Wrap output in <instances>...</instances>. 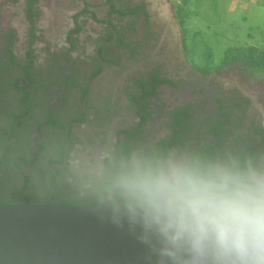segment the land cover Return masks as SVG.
<instances>
[{"label": "rangeland", "instance_id": "rangeland-1", "mask_svg": "<svg viewBox=\"0 0 264 264\" xmlns=\"http://www.w3.org/2000/svg\"><path fill=\"white\" fill-rule=\"evenodd\" d=\"M86 1L90 5L104 3ZM141 1L152 14V46L148 47L151 59L144 66L128 56L120 65L107 64L105 79L96 82L92 100L95 124L83 128L74 140L71 165L59 194L61 200L90 199L91 186L99 182L97 173L103 164L99 154L106 139L119 147V138L127 139L132 133L130 147H158L171 132L174 114L185 106L200 104L204 98L197 91L200 87L206 88L207 100L215 93L239 90L253 100L264 121V70L254 69L241 58L223 63L230 48L254 44L264 48V39L253 33L260 27L253 25L257 15L254 0H125L126 5ZM83 6L76 0H0V159L9 147L6 134L23 117L14 137L17 149L3 164L0 188L5 196L17 192L40 200L50 197L54 177L48 169L63 155L65 135L62 124H55L51 114L67 123L82 113V88H65L63 82L69 77L88 82L91 66L95 65L96 44L109 36L107 28L90 17L78 35L77 49L68 60L63 56L70 46L67 33L75 24L73 9ZM94 9L100 19L108 18L111 11L106 6ZM129 23L128 17L115 19L116 25ZM146 33L136 23L125 37L137 42ZM120 53L115 46L106 51L110 58ZM157 65L175 85L163 84L150 96L143 122L139 106L132 100L139 88L135 81ZM26 68L32 78L30 88H26ZM207 111L194 113L192 121L197 130L204 129L201 121ZM207 138L206 131L200 134L202 142Z\"/></svg>", "mask_w": 264, "mask_h": 264}, {"label": "clouds", "instance_id": "clouds-1", "mask_svg": "<svg viewBox=\"0 0 264 264\" xmlns=\"http://www.w3.org/2000/svg\"><path fill=\"white\" fill-rule=\"evenodd\" d=\"M104 143L90 211L145 264H264V155Z\"/></svg>", "mask_w": 264, "mask_h": 264}, {"label": "trees", "instance_id": "trees-1", "mask_svg": "<svg viewBox=\"0 0 264 264\" xmlns=\"http://www.w3.org/2000/svg\"><path fill=\"white\" fill-rule=\"evenodd\" d=\"M83 3L82 8H74L73 9V19H74V27L70 28L67 33V42L70 44L69 51L64 53L63 56L68 60L69 54L77 49L79 46V37L80 32L84 31L88 19L94 17L95 20L104 25L109 32V36L103 38L102 40H98L95 48L94 55V63L95 65L92 67V72L89 73L88 82H80L77 78H67L64 80L65 88L71 86H77L82 88V96L86 97L90 90L91 81L101 72L103 68V64L99 58L98 53L103 58L106 63H114L116 65L122 64L123 57L135 56L137 53L138 43H129L127 42L123 36L118 32L117 27L115 26V30L119 33V38L114 39V32L111 29L110 25H112V19L110 21V25L106 19H100L97 16L96 10L93 6H91L86 0H76ZM141 7L136 8L134 15H139ZM113 11L118 12L114 9V5L111 6V14ZM121 13H127L128 10L120 9ZM110 16V15H109ZM113 26V25H112ZM114 27V26H113ZM128 46L126 50L122 51L120 54L115 57H108L106 51L115 46L118 49L122 48V46ZM245 59L246 62L256 70H264V48H261L258 44L248 45L246 47L239 48H230L226 51L225 57L223 59V63H230L236 59ZM25 72H30L28 68H26ZM28 73L27 87L30 88L32 85V78ZM147 75V76H146ZM172 84L175 85L174 81L169 77L163 75L160 66H157L153 70L147 72L145 75L143 74L141 79L135 81V85L139 88L135 90L132 94L133 102L137 103L139 106V114L142 117V121L146 120V115L144 114L147 105L150 103V96L154 93L156 94L159 86L163 84ZM30 96V94H29ZM235 107L239 109L238 114H234ZM204 110H207V113L204 114V118L202 119L203 128L196 129L195 122L192 121V117L194 114L193 106H185L183 109L179 110L174 114V118L171 123V132L169 136L160 140L158 147H182L188 150H197L202 151L206 154H217V153H225L232 152L236 154H249V155H264V121L263 116L259 114L258 108L256 107L253 100L242 94L237 89H232L227 94H223L220 92L217 97L214 99L206 100L204 105L201 106ZM53 122L55 124H62L63 128L66 130V124L61 120H57V115L52 113ZM51 119V121H52ZM142 122V123H143ZM206 131L209 135L205 141L200 140V134ZM134 135L129 133L128 138H120L119 139V147L129 148L130 143L129 140L133 139ZM62 149L65 152L66 148V137L62 140ZM64 152L63 155L60 156L56 162L64 161ZM54 162V161H53ZM52 162V163H53ZM51 163V165H52ZM20 167L23 168L22 163H19ZM22 165V166H21ZM51 172L49 167L48 169ZM54 179L51 184L50 193L55 185L56 179L55 175H53ZM22 202H47L49 199L40 200L34 199L29 195L23 196ZM87 197L82 198H71V199H60L58 197V202L63 203H76V204H89L87 202ZM3 202H11V201H3ZM19 202V201H16ZM90 205V204H89Z\"/></svg>", "mask_w": 264, "mask_h": 264}, {"label": "water", "instance_id": "water-1", "mask_svg": "<svg viewBox=\"0 0 264 264\" xmlns=\"http://www.w3.org/2000/svg\"><path fill=\"white\" fill-rule=\"evenodd\" d=\"M98 55L104 71L107 63ZM95 87L94 81L91 92ZM66 142L68 152L70 129ZM66 162L53 164V171ZM145 253L126 230L102 223L89 204L63 203L53 197L47 202L0 201V264H145Z\"/></svg>", "mask_w": 264, "mask_h": 264}, {"label": "flooded vegetation", "instance_id": "flooded-vegetation-1", "mask_svg": "<svg viewBox=\"0 0 264 264\" xmlns=\"http://www.w3.org/2000/svg\"><path fill=\"white\" fill-rule=\"evenodd\" d=\"M113 5H114V9L117 10L118 12L113 11L111 14H109L110 16H108V18H107V22L109 23V25H110V21L112 19V25L114 27L112 25H110L111 29H112V27L115 29V26H116L117 29H118V32L129 43H137V42H139L138 46H137L138 47L137 48V53L135 54V56L131 57L130 54L128 53V57L131 60H134L136 58L137 61H139L140 64H142L143 66L148 64V62L151 59L150 54L148 52V47L151 48V46H152L149 32L151 31V29L153 27L152 14H151L150 10L148 9V7L145 4V2H142V1L126 5L125 0L124 1L123 0H104V3H102L101 5H91V6H93L94 8L105 7V6L108 7V8H111V6H113ZM128 5H129V7H127ZM138 7H141L140 11L138 12L139 15H134V12H136V11H133V10H136V8H138ZM120 9L128 10L129 12L124 14V12L121 13V11H119ZM126 17L130 18V23L128 25H118V24L116 25L115 24V19L116 18H119V20L121 21V20L125 19ZM136 23L141 24L145 28V30H147V33L144 35L143 39L141 41H137V42L135 40L128 39L127 37H125V33L129 32V30H131L133 28V25L136 24ZM118 32H117V35H118L117 38H115V35H114V39L112 40L113 42H115L116 39L119 38V33ZM127 47L128 46H126V45L122 46L121 52H122V50L123 51L126 50ZM128 57H126V58H128ZM123 62H125V61L123 60L122 63ZM157 66H159V65H157ZM160 69L162 70V72L164 71L163 68H160ZM105 71H106V69L103 71V68H102V70L100 72V73H102L100 79L96 80V77L100 74L99 73L92 80V82H94V81L95 82H100V81L102 82V80L105 79L103 77ZM166 77H169L170 79H173L170 76H166ZM92 82L90 83V90H89L88 94L86 95V97L83 100L82 113L80 115L74 117L73 119L67 121V123H65L66 124L65 137L67 138V131H68V129H70L71 143H70V146H69L68 152H67V142H66V148H65V152H64L65 156H64V161H62V162H66V157L67 156H68V161L66 162V164L64 166L55 165V169L57 170V173L53 171V164L59 163V162L58 161L57 162L54 161L52 163V165H50V169H51L52 175H55L56 182H55V185H54V187L52 189V192L50 193L49 200H51V198L53 197L57 201V199L59 197V194H60V191H61V189L63 187V184H64V182L67 179L66 174H67V172H68V170L70 168V165H71L72 147H73V143H74L75 138L77 136L79 137V134H81L80 132H81V130L83 128L95 124L96 118L94 117L95 116V112H94V109H93V106H92V100H93V98L95 96L96 87L91 92ZM197 91L199 93L203 94L204 98L200 101L199 105L193 106V111H192L193 114L203 110L201 108V106H203L205 101L207 100V97L205 95V94H207V90H206L205 87L204 88L200 87V89L197 90ZM216 94L217 93L213 94V96H211L210 99H214L220 93H218L217 95ZM85 104H86V106H85ZM86 109L89 110V114L87 113ZM239 112H240L239 109L235 107L234 114H238ZM22 120H23V117H20V119L18 121V125H16V128L13 129L12 131H10L9 133H7L6 136H5V139L7 140L8 144H9V147H8L7 154L3 158L0 159V178L3 176V164L4 163H8L10 161V158L12 157L13 153H15V151L17 149L18 144L15 142L14 137L18 133V128L20 127V123L22 122ZM85 121H87V122L83 123V124H80V125L75 124L76 122H85ZM20 161L21 160L19 159L18 162L20 163ZM58 178H59V181H58ZM57 181H58V184H56ZM22 200H23L22 196H20L17 192H13L9 196H5L3 191H2V188H0V201H22Z\"/></svg>", "mask_w": 264, "mask_h": 264}, {"label": "crops", "instance_id": "crops-1", "mask_svg": "<svg viewBox=\"0 0 264 264\" xmlns=\"http://www.w3.org/2000/svg\"><path fill=\"white\" fill-rule=\"evenodd\" d=\"M253 10L257 12L256 16H254L255 14L252 15L255 18H253V20L255 21L253 25L260 26L254 28L253 33L261 35V38L264 39V0H254Z\"/></svg>", "mask_w": 264, "mask_h": 264}]
</instances>
